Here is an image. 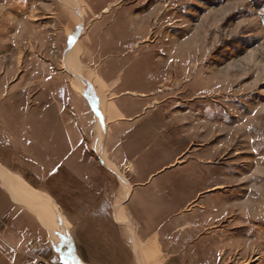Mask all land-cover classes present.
Returning <instances> with one entry per match:
<instances>
[{"label": "rangeland", "instance_id": "1", "mask_svg": "<svg viewBox=\"0 0 264 264\" xmlns=\"http://www.w3.org/2000/svg\"><path fill=\"white\" fill-rule=\"evenodd\" d=\"M0 169L6 264H264V0H0Z\"/></svg>", "mask_w": 264, "mask_h": 264}, {"label": "crops", "instance_id": "2", "mask_svg": "<svg viewBox=\"0 0 264 264\" xmlns=\"http://www.w3.org/2000/svg\"><path fill=\"white\" fill-rule=\"evenodd\" d=\"M131 215H129V217H131ZM1 220H3L2 215H0V264H6L9 258L11 259L13 257V254H11L13 248L22 242L20 241L22 238L21 234L16 231L13 232L11 228L16 223V220L14 222L13 219L12 224H7L5 226L1 224ZM63 250H66L68 254L65 253L66 258H62V264H83L73 246H69L67 249L63 248Z\"/></svg>", "mask_w": 264, "mask_h": 264}, {"label": "bare ground", "instance_id": "3", "mask_svg": "<svg viewBox=\"0 0 264 264\" xmlns=\"http://www.w3.org/2000/svg\"><path fill=\"white\" fill-rule=\"evenodd\" d=\"M11 178V177H10ZM17 180V178H16ZM0 181L3 184L4 188L7 189L9 191V193L15 198V199H19L25 203H30L32 202V197L33 195L31 193H29L27 191V188L20 184H18L17 182H12L11 179H9V177H4L3 175V171H1L0 169ZM20 182V181H19ZM34 199V198H33Z\"/></svg>", "mask_w": 264, "mask_h": 264}]
</instances>
